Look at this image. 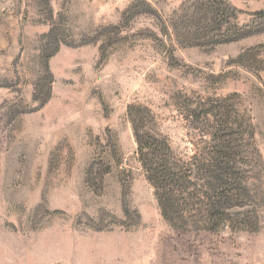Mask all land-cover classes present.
I'll use <instances>...</instances> for the list:
<instances>
[{"label":"rangeland","instance_id":"1","mask_svg":"<svg viewBox=\"0 0 264 264\" xmlns=\"http://www.w3.org/2000/svg\"><path fill=\"white\" fill-rule=\"evenodd\" d=\"M225 1L221 23L217 0H0V264H264V33L214 43L264 0ZM219 111L243 215L174 228L131 120L186 160L213 145Z\"/></svg>","mask_w":264,"mask_h":264},{"label":"trees","instance_id":"2","mask_svg":"<svg viewBox=\"0 0 264 264\" xmlns=\"http://www.w3.org/2000/svg\"><path fill=\"white\" fill-rule=\"evenodd\" d=\"M217 1L219 5L207 8L206 13L210 16L207 18L223 23L228 14L232 17L236 12L225 0ZM220 28L222 33L215 39V44L237 42L264 33V11L253 14V20L247 25L234 23L229 28ZM46 39L55 43L51 56L59 48L56 30L51 29ZM262 48L247 50L238 61L249 55L255 56ZM220 119V130L214 135L210 149L196 150L186 160L176 158L165 138L143 131L135 117L131 120L139 162L155 191L163 218L174 228L186 226V221L193 218L197 223L224 224L232 214L243 215L233 212L237 206L235 202L241 199L243 191L246 192L239 176L243 172V163L233 137L230 115L224 111L220 113ZM227 130L230 133H225Z\"/></svg>","mask_w":264,"mask_h":264}]
</instances>
